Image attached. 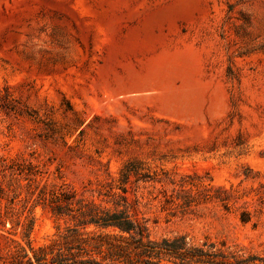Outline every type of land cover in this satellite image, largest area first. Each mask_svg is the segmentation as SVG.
<instances>
[{"label": "rangeland", "instance_id": "1", "mask_svg": "<svg viewBox=\"0 0 264 264\" xmlns=\"http://www.w3.org/2000/svg\"><path fill=\"white\" fill-rule=\"evenodd\" d=\"M1 160L23 172L0 174V256L30 216L33 246L64 235L38 190L111 207L99 194L129 160L165 181L127 185L152 239L264 252V210L239 220L264 189V0H0ZM195 175L249 194L174 212L165 199Z\"/></svg>", "mask_w": 264, "mask_h": 264}, {"label": "trees", "instance_id": "2", "mask_svg": "<svg viewBox=\"0 0 264 264\" xmlns=\"http://www.w3.org/2000/svg\"><path fill=\"white\" fill-rule=\"evenodd\" d=\"M4 161H0V174L8 170L10 175H21L23 171L19 167L5 165ZM32 175L35 173L30 170L25 180L30 181ZM259 176V173L245 175V180L254 181ZM110 178V192L99 195L109 199L106 202L111 207L78 198L75 191L64 185L50 192L45 188L38 190L35 204L48 209L55 219L66 221L64 235L35 247L29 240L35 219L27 217L24 223H15L27 242L22 245L11 240L14 246L5 256H0V264H264V252L229 246L208 237L195 241L181 234L152 239L146 222L137 216L136 203L127 195V185L165 181L144 172L142 164L135 160L127 161L118 176ZM169 183L175 184L172 180ZM177 185L178 189L174 188L165 202L174 212L181 213H193L209 204L229 212L249 194L233 186L215 185L211 180L205 183L196 175L181 177ZM260 188L264 184L260 183ZM114 189H119L121 194L114 193ZM255 196L260 208L253 213L243 209L239 220L244 224L264 210V189Z\"/></svg>", "mask_w": 264, "mask_h": 264}]
</instances>
